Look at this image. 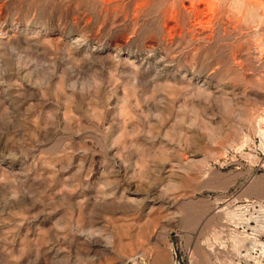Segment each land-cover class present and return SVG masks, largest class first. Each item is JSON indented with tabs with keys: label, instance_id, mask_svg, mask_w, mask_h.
Listing matches in <instances>:
<instances>
[{
	"label": "rangeland",
	"instance_id": "obj_1",
	"mask_svg": "<svg viewBox=\"0 0 264 264\" xmlns=\"http://www.w3.org/2000/svg\"><path fill=\"white\" fill-rule=\"evenodd\" d=\"M146 1L0 0V264H264V0Z\"/></svg>",
	"mask_w": 264,
	"mask_h": 264
},
{
	"label": "bare ground",
	"instance_id": "obj_2",
	"mask_svg": "<svg viewBox=\"0 0 264 264\" xmlns=\"http://www.w3.org/2000/svg\"><path fill=\"white\" fill-rule=\"evenodd\" d=\"M148 1V0H147ZM147 1H146V3H147ZM150 1V0H149ZM166 1V0H165ZM156 2V1H155ZM159 2H160V0H159ZM159 2H157V3H159ZM167 2V1H166ZM177 2V1H176ZM162 3V2H161ZM160 3V4H161ZM169 3V2H168ZM148 4V3H147ZM145 5V4H144ZM165 6V5H164ZM178 10V9H177ZM179 11V10H178ZM196 13V12H195ZM189 52V51H188ZM41 81V80H40ZM46 81V80H45ZM48 81V80H47ZM42 83V82H41ZM47 83V82H46ZM49 86V85H48ZM41 94V93H40ZM56 101V100H55ZM50 104H52V103H50ZM41 106V105H40ZM43 117V116H42ZM81 216V215H80Z\"/></svg>",
	"mask_w": 264,
	"mask_h": 264
}]
</instances>
